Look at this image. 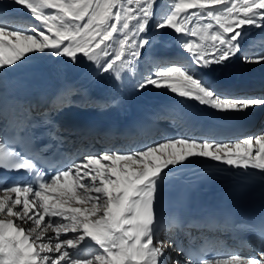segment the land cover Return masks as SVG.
Instances as JSON below:
<instances>
[{
  "label": "snow or ice",
  "instance_id": "obj_1",
  "mask_svg": "<svg viewBox=\"0 0 264 264\" xmlns=\"http://www.w3.org/2000/svg\"><path fill=\"white\" fill-rule=\"evenodd\" d=\"M34 21L28 30L0 24V68L18 66L32 53L95 63L102 73L121 78L133 70L150 41L142 35L155 15L156 0H14ZM208 20L199 35L193 22ZM246 27L264 28V0H177L155 24L187 37L180 46L196 68L221 65L240 52ZM199 35L200 43L193 37ZM245 63H264V52L244 55ZM166 88L219 112H245L264 106V95L218 92L184 66H167L136 84L137 91ZM14 157V158H13ZM193 157L230 167L264 171V131L222 142L209 138H167L128 152L85 155L45 178L32 159L8 151L0 139V167L25 170L34 182L0 184V264H169L156 236L155 209L165 170ZM55 235H47V233ZM72 233L71 238L67 237ZM85 240L97 246L77 256ZM174 264H179L175 261ZM201 264H264L257 256L229 254Z\"/></svg>",
  "mask_w": 264,
  "mask_h": 264
},
{
  "label": "bare ground",
  "instance_id": "obj_2",
  "mask_svg": "<svg viewBox=\"0 0 264 264\" xmlns=\"http://www.w3.org/2000/svg\"><path fill=\"white\" fill-rule=\"evenodd\" d=\"M177 0H156L154 7L155 15L148 25L147 32L142 35L148 37L150 43L143 48L145 53L141 52L140 57L136 60L133 70L121 71V78L117 80L113 73L100 72L95 63L81 57L77 68L66 73L62 83L60 84L59 94L56 100L52 101L53 106L58 105V113L60 118L65 123L66 117L74 114L79 110L98 109L105 111L107 114L116 113L125 117L130 113L131 105L146 104L149 105L152 111L164 109L166 106L176 103L180 109L183 107H193L206 111V113L214 116L218 115H241L246 120L252 121V131L249 135L264 131V106L251 107L245 112H219L210 107L200 105L198 102L182 98L177 94H173L166 88H154L149 86L142 91H137L136 84L139 80L149 74H154L156 71L167 66H184L190 68L195 74L210 84L218 92H222L221 83H227L230 88L245 89L251 82H256L259 89L255 93H246L242 96H260L264 95V63H245L242 60L244 55H254L264 52V28L246 27L244 29L243 38L240 39V52L234 56L228 63L221 65L213 64L209 68H195L191 63V58L188 53L180 46V41L187 37H178L168 32L169 29L157 31L155 24L165 15L170 13L173 4ZM4 19H12L9 24H5L10 28L28 30L34 21L31 14L26 12L21 6L16 5L14 0H0V24H4ZM209 23L208 20L193 22L194 27L199 35L204 34L203 25ZM199 35L193 37L200 43ZM248 35H255L254 38H249ZM248 44L247 47L244 45ZM142 50V51H143ZM70 62L68 58L50 57L42 53H32L30 57L19 63L18 66H13L19 69H29L32 67H48L61 65ZM11 67V66H10ZM10 67L0 68V108L4 106V89L7 84V76ZM220 80V83L211 82L209 79ZM223 87V86H222ZM222 94V93H221ZM163 111V110H162ZM160 122L157 120L152 125L155 136L147 140L146 145L164 142L167 138H182V137H197L209 138L208 134L196 132L194 129H186L178 124L176 120L172 123L171 116L162 112ZM163 125V126H162ZM66 130H71L65 128ZM248 136V135H247ZM72 137H75L72 134ZM146 137H144L145 139ZM147 139V138H146ZM151 141V142H150ZM121 152L122 148H118ZM90 150L89 148L85 149ZM202 166H218L223 168L230 167L222 163L214 162L201 157H193L188 161L170 167L165 170L166 174L174 173L181 170H193ZM257 170V169H254ZM261 173L264 171L257 170ZM174 234L173 230L162 229L160 220L156 225V236L159 240H163L165 244H170L169 237ZM54 236V233H47ZM72 233H68L67 237L71 238ZM171 247V246H170ZM170 247L166 249V255L170 254ZM98 249H94L88 240H85L83 245L76 250L77 256H90ZM259 250L253 249L250 251L249 257L257 256Z\"/></svg>",
  "mask_w": 264,
  "mask_h": 264
},
{
  "label": "rangeland",
  "instance_id": "obj_3",
  "mask_svg": "<svg viewBox=\"0 0 264 264\" xmlns=\"http://www.w3.org/2000/svg\"><path fill=\"white\" fill-rule=\"evenodd\" d=\"M21 7H22V6H21ZM22 8H23V7H22ZM23 9H24V8H23ZM25 11L28 12L26 9H25ZM28 13H29V12H28ZM165 30H166V29H165ZM168 32H169L171 35H172V33L175 35V33H174L172 30H170V29H169ZM166 253H168V252H166Z\"/></svg>",
  "mask_w": 264,
  "mask_h": 264
}]
</instances>
